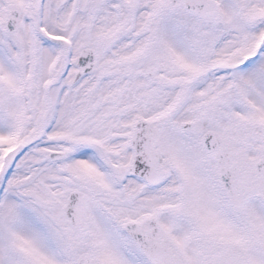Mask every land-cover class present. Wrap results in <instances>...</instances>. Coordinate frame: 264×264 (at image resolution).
Masks as SVG:
<instances>
[{
  "label": "snow or ice",
  "instance_id": "6c2138e0",
  "mask_svg": "<svg viewBox=\"0 0 264 264\" xmlns=\"http://www.w3.org/2000/svg\"><path fill=\"white\" fill-rule=\"evenodd\" d=\"M0 264H264V0H0Z\"/></svg>",
  "mask_w": 264,
  "mask_h": 264
}]
</instances>
